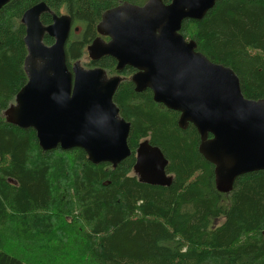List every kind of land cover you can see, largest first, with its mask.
<instances>
[{
	"label": "trees",
	"instance_id": "trees-1",
	"mask_svg": "<svg viewBox=\"0 0 264 264\" xmlns=\"http://www.w3.org/2000/svg\"><path fill=\"white\" fill-rule=\"evenodd\" d=\"M147 1L15 0L0 11V264H34L5 247L8 239L39 249L47 241L41 264H86L84 257L89 264H264V170L239 177L230 194L220 193L215 166L199 152L196 128L181 129L180 114L157 104L151 91L136 92L127 80L114 96L131 123L132 155L117 168L91 163L82 149L44 152L35 130L6 122L5 112L28 82L27 10L45 2L83 24L66 50L72 70L96 39L105 11ZM41 20L52 24L48 14ZM181 33L211 62L237 74L245 98L264 100V0L219 1L203 20L185 21ZM52 43L46 37L45 44ZM93 65L115 71L116 62ZM146 140L169 161L170 187L136 177V152ZM69 246L76 258L66 263L61 254Z\"/></svg>",
	"mask_w": 264,
	"mask_h": 264
},
{
	"label": "water",
	"instance_id": "water-1",
	"mask_svg": "<svg viewBox=\"0 0 264 264\" xmlns=\"http://www.w3.org/2000/svg\"><path fill=\"white\" fill-rule=\"evenodd\" d=\"M12 1L0 0V11ZM219 1L122 3L103 13L97 26L101 37L87 51L93 62L115 59L118 72L136 69V92L151 89L157 104L180 114L181 129L193 125L200 154L215 166L217 190L230 194L239 177L264 170V100L245 98L237 74L211 62L181 33L185 21L203 20ZM46 14L53 19L48 26L41 20ZM72 23L70 15L55 14L45 2L24 13L28 82L5 112L6 122L35 130L44 152L82 149L91 163L117 168L132 155L131 123L114 102L122 78L109 77L103 68L87 69L81 61L69 69L66 46ZM46 37L54 44L46 45ZM168 165L149 140L139 145L134 173L140 183L170 187Z\"/></svg>",
	"mask_w": 264,
	"mask_h": 264
},
{
	"label": "rangeland",
	"instance_id": "rangeland-1",
	"mask_svg": "<svg viewBox=\"0 0 264 264\" xmlns=\"http://www.w3.org/2000/svg\"><path fill=\"white\" fill-rule=\"evenodd\" d=\"M61 14L65 15L66 13H65V11H61ZM75 25H77L79 28H81V31L84 30L82 23H76ZM80 61H81V64L83 66H85V68L90 69L89 65L91 63V60L89 58L88 52ZM108 73L111 74V76L115 75V71H113V72L108 71ZM83 227L86 231V227L85 226H83ZM81 231H82V229H81ZM78 233L80 234L79 231H78ZM25 244L27 247L25 245L20 246L14 240L8 239L5 242L4 246L14 250L15 253H18V255H22V257L27 258L30 262H32L34 264H41L42 262H44V263L47 262V260H46V258H47L46 257L47 241H42V243H40V245L38 246L42 249L34 248V247L30 248L29 244H27V243H25ZM75 258H76V249L74 246L67 247L65 249V254L64 255L61 254V261L66 262V263L73 261V259H75ZM83 259L86 262V264H89L86 257H84Z\"/></svg>",
	"mask_w": 264,
	"mask_h": 264
},
{
	"label": "flooded vegetation",
	"instance_id": "flooded-vegetation-1",
	"mask_svg": "<svg viewBox=\"0 0 264 264\" xmlns=\"http://www.w3.org/2000/svg\"><path fill=\"white\" fill-rule=\"evenodd\" d=\"M55 13V12H54ZM56 14V13H55ZM47 15V14H46ZM49 15V14H48ZM57 15H62L61 13L60 14H57ZM65 15H68V14H65ZM50 16V15H49ZM51 19H52V16H51ZM73 19V18H72ZM52 22H53V19H52ZM51 22V23H52ZM81 32H83V31H81V28H79V27H77L76 25H75V23H74V20H73V23H72V27H71V31H70V37H69V40H68V42H67V46H66V50H68V48H69V45L71 44V43H73L74 42V36H75V34H81ZM97 37H101L99 34H97V36H96V38ZM102 39L105 41V42H109L110 41V38L109 37H102ZM53 40V43L55 42L54 41V39H52ZM52 43V44H53ZM51 44V45H52ZM51 45H48V46H51ZM106 58H111V57H103V58H101L99 61H97V62H100V61H102V60H104V59H106ZM111 59H113V58H111ZM91 60V59H90ZM114 60V62H116V65H115V75H112L111 76V74H109L108 73V70H106V69H104L106 72H107V74H108V76L109 77H114V76H119V77H121L122 78V82H121V84H120V86L122 85V83H124V82H126L127 80H130L132 83H133V81H132V77H133V75L137 72V70L136 69H134V68H131V67H126L122 72H118L117 71V69H116V67H117V61L115 60V59H113ZM97 62H93L92 60H91V63H90V69L91 68H100V67H95L93 64H95V63H97ZM73 67V66H72ZM72 67H71V69H72ZM85 67V66H84ZM70 69V68H69ZM131 69H133L134 70V72L131 74V76H128L126 73H128V72H131ZM111 72H113V71H111ZM133 85H134V87H135V90H136V86H135V84L133 83ZM120 86H119V88H120ZM119 88H118V90H119ZM118 90H117V92H118ZM146 91H151L152 92V90L151 89H147ZM116 92V93H117ZM153 93V92H152Z\"/></svg>",
	"mask_w": 264,
	"mask_h": 264
}]
</instances>
